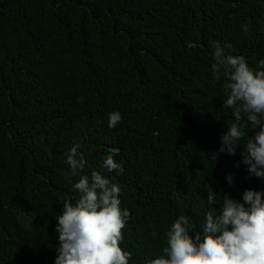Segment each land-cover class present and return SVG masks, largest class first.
<instances>
[{
  "label": "trees",
  "instance_id": "1",
  "mask_svg": "<svg viewBox=\"0 0 264 264\" xmlns=\"http://www.w3.org/2000/svg\"><path fill=\"white\" fill-rule=\"evenodd\" d=\"M216 44L255 69L264 0H0V264H53L56 217L94 170L121 187L128 264L162 255L180 215L189 235L201 229L204 185L237 200L264 190L233 167L241 149L217 154L232 116ZM112 111L122 121L110 129ZM74 144L87 161L77 174ZM114 150L120 175L101 168Z\"/></svg>",
  "mask_w": 264,
  "mask_h": 264
},
{
  "label": "clouds",
  "instance_id": "2",
  "mask_svg": "<svg viewBox=\"0 0 264 264\" xmlns=\"http://www.w3.org/2000/svg\"><path fill=\"white\" fill-rule=\"evenodd\" d=\"M211 72L219 79L225 77L226 99L222 107L231 110L232 119L224 127L218 153L235 156L241 149L240 161L248 176L264 181V59L256 68L245 57L225 55L216 44ZM122 121L119 111L108 113L107 125L116 128ZM251 129L253 134L248 135ZM241 141L243 145L241 146ZM80 145L74 144L65 153V162L72 174L82 172L87 161ZM106 155L101 168L116 175L124 172L122 162ZM226 183H234V175L225 176ZM79 193L75 203L68 201L55 220L57 236L53 264H128L131 253L119 246L121 230L129 218V211L120 207L121 187L111 183L103 172L81 175L72 186ZM206 191L207 206L201 229L189 235V220L178 216L166 233V247L162 255L145 264H264V190L245 189L241 199L219 195L210 185ZM220 198L219 208L214 206Z\"/></svg>",
  "mask_w": 264,
  "mask_h": 264
}]
</instances>
